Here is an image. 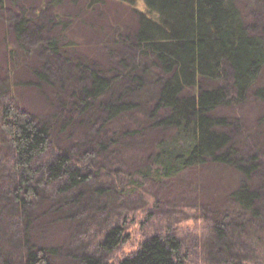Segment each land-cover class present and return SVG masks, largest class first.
Segmentation results:
<instances>
[{
	"label": "trees",
	"instance_id": "1",
	"mask_svg": "<svg viewBox=\"0 0 264 264\" xmlns=\"http://www.w3.org/2000/svg\"><path fill=\"white\" fill-rule=\"evenodd\" d=\"M114 3L123 10L115 21ZM0 9V212L9 217L0 223V264L53 263L57 246L29 241L33 208L76 230L81 263L115 264L142 180L201 169L229 201L213 217L199 209L209 231L203 255L212 264H264V194L255 180L264 149V26L248 27L240 0H42L39 9L0 0ZM82 28L111 60L88 54ZM24 88H37L47 110L23 108L16 93ZM249 98L261 142L243 153L241 120L218 111ZM58 137L75 141L63 146ZM129 147L139 166L108 168L106 158L125 163ZM7 235L23 243L17 258ZM187 241L170 227L155 231L119 264H187Z\"/></svg>",
	"mask_w": 264,
	"mask_h": 264
},
{
	"label": "rangeland",
	"instance_id": "2",
	"mask_svg": "<svg viewBox=\"0 0 264 264\" xmlns=\"http://www.w3.org/2000/svg\"><path fill=\"white\" fill-rule=\"evenodd\" d=\"M27 1L30 3V6H33L35 9H39L42 5V0ZM240 1L241 4L245 6L246 10L248 9L246 13L248 27H251L253 30L261 29V27L264 26V2H262L264 0ZM114 5V7L112 6L113 21L116 20L115 14L117 13L119 15L120 10L123 11L121 6L115 3ZM142 5L141 2L140 6ZM142 9H145V6H142ZM51 11V9H48L45 13L51 15ZM97 13L98 11H93L90 16L96 17L95 15ZM89 21L90 20L85 23L87 24ZM4 22V15L0 9V27ZM79 32L80 37L85 40L84 42L90 45L86 50L88 54L97 57L101 64L111 60V57L108 55V49L94 46V44L99 41L97 35L88 34L85 28H82ZM46 35H49V33ZM127 52L129 55L136 57V49L127 48ZM31 56L32 58L35 56L34 51L31 53ZM45 58H47L48 68L50 69L55 59L51 56L46 57V55ZM1 60L0 58V61ZM0 65H3V61L0 62ZM1 72L3 76H6L2 70ZM23 79H25V77ZM16 94L20 105L35 115L42 114L48 108L46 99L37 88H24L21 92H17ZM218 112L229 115L232 114L241 120V130H243V134L242 136L241 133H236L235 135L240 138L238 142H240L239 147L243 153L252 150V148L254 149L261 142L254 132L258 113V107L254 99L249 98L242 108H219ZM74 141V139L65 141L59 138L58 143L63 146L67 144L68 147H71ZM260 152V167L258 172H256L255 180H257L260 187H262V193L264 194V149ZM124 155L125 163L119 159L114 161L115 156L106 158L108 160V168L112 170L119 169L126 173L127 171L130 172V170H135L134 168L139 166L135 159V156H139V152L136 148L129 147L125 150ZM114 163L119 164L115 166ZM205 172L206 171L202 169L199 171L189 170L186 173L176 176L174 179H167L162 183L150 179L142 180V187L132 196V207L136 209L128 216L126 221V231L129 233L130 240L124 243L122 247L113 254L112 262L119 264V260L122 257L132 254L137 250L148 234L155 233V231L164 233L170 227L171 230H178L180 236L188 237L186 244L188 250L186 255V259H188L187 264H212V262L203 255L204 251L201 247L205 237L209 236V231L206 228L208 222L202 217L200 214L202 210L199 209L203 208L210 217H213L215 212H223V209L227 207L229 201L225 198V191L222 193L220 189H218L220 187H215L216 185H214V187L212 186L211 178H207ZM102 176L104 179L109 178L108 176L106 177L104 173H102ZM156 202H158V205H156ZM150 212H153V217L150 218L154 219L152 220V225H150L151 223L146 219L144 224H142L145 214ZM48 215H50V213ZM48 215L42 209L33 208L29 210L28 218L30 220V227H28V231L29 228L30 231L28 232V237L30 243L39 247L57 246V251L52 256V264H83L77 256V246L81 245H78L79 240L76 234L74 237L76 230L70 228L68 224H62L60 220ZM6 218H9L8 215L0 212V223H5ZM79 232L80 230L77 229V233ZM10 237L8 235L5 236V241L8 244H13V247H11V255H15V258H17V254H19L23 243L20 244L15 240L17 236L14 240L13 237Z\"/></svg>",
	"mask_w": 264,
	"mask_h": 264
}]
</instances>
